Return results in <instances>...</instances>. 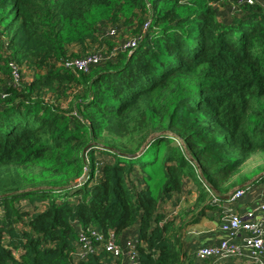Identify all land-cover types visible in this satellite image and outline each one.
<instances>
[{"label": "trees", "instance_id": "obj_1", "mask_svg": "<svg viewBox=\"0 0 264 264\" xmlns=\"http://www.w3.org/2000/svg\"><path fill=\"white\" fill-rule=\"evenodd\" d=\"M237 1L0 0V72L32 73L0 80V264H121L103 248L75 259L78 224L135 226L140 264H192L168 204L190 178L192 221L220 213L214 196L264 153V6ZM93 52L105 61L88 72L64 65Z\"/></svg>", "mask_w": 264, "mask_h": 264}, {"label": "built area", "instance_id": "obj_2", "mask_svg": "<svg viewBox=\"0 0 264 264\" xmlns=\"http://www.w3.org/2000/svg\"><path fill=\"white\" fill-rule=\"evenodd\" d=\"M243 4L264 6V0H238L236 6ZM150 21L143 28L148 29ZM108 34H115L114 29H110ZM136 45V39H130L119 44L118 48L122 50L131 49ZM104 54L101 52H93L87 55L77 56L68 59L64 65L74 71L88 72L92 67L103 63ZM14 74V80L19 76L20 67L16 62L9 63ZM19 85L18 82H13ZM84 178H80L74 184L75 186L82 185ZM209 188V184L204 182ZM73 185V186H74ZM249 187H238L229 194V198L225 202H221L214 196L212 202L220 203V222H223L222 229L228 232L226 237L219 239L216 243L201 245L195 252V258L200 261V264H216L225 260L237 259L244 264H264V199L261 200L257 207L250 206L251 209L243 207L242 209L235 208L238 202L248 192ZM260 215V219H255V216ZM77 239L75 248L71 255L75 259H86L90 253L97 249H105L113 257L120 259L121 264H140L139 253L137 249L138 237L137 234L118 236L110 231L104 234L97 229L91 227L84 228L82 225H77ZM243 237L241 242L237 239Z\"/></svg>", "mask_w": 264, "mask_h": 264}, {"label": "rangeland", "instance_id": "obj_3", "mask_svg": "<svg viewBox=\"0 0 264 264\" xmlns=\"http://www.w3.org/2000/svg\"><path fill=\"white\" fill-rule=\"evenodd\" d=\"M220 11H225L227 8L226 6H218ZM236 11L235 8L232 9H227L226 10V16H222L221 15V19H230L233 17L234 12ZM124 34H121V36L118 37V39H120V37H127V36H131V34L123 32ZM1 34V33H0ZM122 39V38H121ZM4 41H6L4 39ZM20 73V78L19 76L15 78L14 80V74L12 72V78H10L8 80L7 75H4L2 72H0V80L5 79L8 80L9 82H18L21 84L24 81H28L29 79H31L32 73L26 68H22L19 69L18 71ZM1 82V81H0ZM179 144L184 145L182 143V141H179V139L177 140ZM264 174V153H260L257 152L254 155L251 156L250 159H248L242 166L240 173H238L237 175H235L233 177V180L236 182V186L239 185H245L244 187H249L248 192H246V194L244 195V197L238 202L237 206L235 207L236 209H242L243 207H247V209H251L250 206L254 205V207H257L259 205V203L261 202V200L264 199V183H254L255 179L258 178L260 175ZM247 176V178H245V176ZM242 180L244 181L242 184H240L242 182ZM186 184L184 187V191L182 194V198L180 201H177V203H169L167 206V213L169 214V217L174 218L177 221V225H181L182 229H181V239L183 242V246L184 249L188 252L189 257L188 260L192 261V264H200V261L195 258V248H198L200 245L198 243L197 239H190L189 235L187 233L188 231V227L192 226L193 224H195V222H193L192 220H194L198 215L199 209L195 206L196 203V198L199 192L198 187L196 186V184L189 178L186 179ZM26 185L23 186L22 191H28V190H36V189H57V188H61V187H52L51 185H47V184H31L28 182H25ZM73 186V185H72ZM71 187H66L63 189V191H65L66 193H63L62 196L63 197H70V198H76L75 196H69L74 189H70ZM234 189V188H233ZM232 189V190H233ZM189 190H191L192 192H189ZM231 190V191H232ZM62 198L58 197L57 201H61ZM47 202H40L39 205V210L43 209L45 207V204ZM21 206V208L25 209V210H30V211H34V206L30 203V201L28 199H23L21 200V202L18 204ZM178 208V209H177ZM2 212V210H0ZM211 213V211H210ZM214 215V219H210L212 218V216H208V218L210 220H213L212 222H219V231L225 234V236L228 235V232L226 230L222 229L223 226V222H220L221 219V215L218 216V212L214 211L213 212ZM255 219H260V215L255 216ZM264 219V218H263ZM203 220V219H202ZM213 228H216V223L212 226ZM136 227H132L130 229V233L127 235H131V234H136ZM238 242H241V239H237ZM197 243V244H196ZM191 244H196L194 248L188 247L187 245H191ZM198 246V247H196ZM192 253L190 255V253ZM195 259V260H194ZM216 264H244L242 261L237 260V259H232V260H225L222 262H217Z\"/></svg>", "mask_w": 264, "mask_h": 264}, {"label": "crops", "instance_id": "obj_4", "mask_svg": "<svg viewBox=\"0 0 264 264\" xmlns=\"http://www.w3.org/2000/svg\"><path fill=\"white\" fill-rule=\"evenodd\" d=\"M208 215L202 216L195 224L188 227L187 233L190 234V239H197L199 245H207V244H213L216 243L219 239L226 237L225 234L219 231V222H212L213 220H210L208 216L212 215L213 212L210 211L207 212ZM219 216V213H218ZM264 218V217H263ZM203 219V220H202ZM216 223V228H213L212 226ZM238 239L243 240V237L240 235ZM197 244V243H196ZM196 244L187 245L188 247L194 248ZM198 247V246H196ZM197 250V248H195ZM195 250V252H196ZM194 252V253H195ZM190 253V252H189ZM192 253H190L191 255ZM189 256V254H188ZM195 260V259H194ZM199 264V263H198Z\"/></svg>", "mask_w": 264, "mask_h": 264}, {"label": "water", "instance_id": "obj_5", "mask_svg": "<svg viewBox=\"0 0 264 264\" xmlns=\"http://www.w3.org/2000/svg\"><path fill=\"white\" fill-rule=\"evenodd\" d=\"M135 155H138V154H132V155L129 154V156H135ZM223 198L224 199H228L229 198V195H225Z\"/></svg>", "mask_w": 264, "mask_h": 264}]
</instances>
